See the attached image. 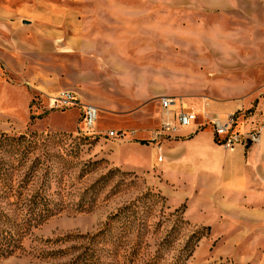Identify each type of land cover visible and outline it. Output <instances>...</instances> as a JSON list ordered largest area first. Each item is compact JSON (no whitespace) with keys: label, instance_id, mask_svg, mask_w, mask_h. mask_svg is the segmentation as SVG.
Instances as JSON below:
<instances>
[{"label":"rangeland","instance_id":"374dc122","mask_svg":"<svg viewBox=\"0 0 264 264\" xmlns=\"http://www.w3.org/2000/svg\"><path fill=\"white\" fill-rule=\"evenodd\" d=\"M0 10L19 13L37 32L36 54L0 60V137L24 136L29 144L26 151L0 152V223L19 227L16 233L29 224L19 233L22 250L0 264H66L88 244L75 236L98 232L117 212L126 216L114 225L126 232L127 246L110 259L97 252L102 260L144 264L166 239V264L195 231L209 227L189 264H264V0H0ZM62 32L146 38L127 56L128 76H115L121 94L110 93L111 105L98 108L94 131L87 130L82 107L52 101L66 92L81 104L86 94L106 96L102 85L85 93L73 86L90 66L78 54L64 56ZM120 71L112 67L113 74ZM157 87L162 94L142 108L127 98ZM234 90L255 94L234 114L236 131L259 137L241 144L260 148L254 190L237 197L216 190L189 209V199L180 196L174 206L156 178L126 166H149L155 136L150 140L145 130L160 129V98L195 108L193 95L214 99ZM110 131L125 139L110 138ZM183 208L184 223L176 222L171 213ZM135 244L139 253L130 261Z\"/></svg>","mask_w":264,"mask_h":264},{"label":"crops","instance_id":"0c3cea01","mask_svg":"<svg viewBox=\"0 0 264 264\" xmlns=\"http://www.w3.org/2000/svg\"><path fill=\"white\" fill-rule=\"evenodd\" d=\"M36 33L23 24L19 13L10 14L0 10V60L5 61L7 54H36ZM61 39L65 57L71 53L78 54L90 66L86 68L89 73L73 86H82L84 90H80L85 93L89 92V87L96 89L102 85L101 89L106 94L104 98L86 94L87 100L82 101L81 96L80 101L104 109L105 105H111L110 93L121 94L117 90L115 76L124 79L128 76L126 69L133 63L129 58L127 60V56L136 46H144L146 38L143 32H62ZM112 67L120 68L121 71L113 74ZM67 78L70 80L69 75ZM162 92L159 87L146 88L127 97L126 92L122 91L121 99L127 97L133 105L138 104L142 108ZM243 95L234 90L214 99L191 96L199 120L190 128L177 130L170 138L150 143L152 156L148 167L137 164L126 166L146 172L151 180L156 178L155 185L174 206L181 203L180 196L184 198L182 200L189 199V209L198 205L197 199H204L216 190L235 197L241 191L254 190L255 173L261 165L260 148L256 146L248 149L241 144L226 148L217 143L211 130L202 129L205 114L219 117L233 115L245 108L255 94L248 98ZM145 132L152 136L150 140L156 134V131ZM159 157H162L161 162L158 161Z\"/></svg>","mask_w":264,"mask_h":264},{"label":"trees","instance_id":"16d2710c","mask_svg":"<svg viewBox=\"0 0 264 264\" xmlns=\"http://www.w3.org/2000/svg\"><path fill=\"white\" fill-rule=\"evenodd\" d=\"M27 139L24 136L19 137H9L3 136L0 137V152H18L23 148L26 151V146L28 147ZM26 143V145H24ZM25 151L23 153H25ZM1 160V159H0ZM184 208L176 209L171 216L175 217L176 222L184 223L183 220ZM2 215L0 214V219ZM122 217H126L122 212H117L112 215L108 221L98 230V232L92 235H76L78 239L88 240V244L85 245L83 251H79L73 258L66 264H115L112 260H102L99 255L106 256L107 258L114 257L116 254V249L120 247V245H126L124 243V235L126 232H120L118 227L114 224L119 222ZM4 223V220H3ZM6 224L0 223V258H6L13 256L22 250V246L20 243L19 233H23L27 231V226L29 224H25L24 228H20L21 232H13L16 231L19 227H6ZM176 227L174 226L173 229ZM122 231V230H121ZM141 228L139 232H141ZM210 228L205 227L203 229H199L195 231L188 239V241L183 245L181 250L172 257L171 261L166 264H189V260L193 255L194 249L197 246V243L209 234ZM72 235L67 236L66 238H70ZM121 240V241H120ZM123 241V242H122ZM127 242V241H126ZM117 246V247H116ZM167 240L163 239L162 243L159 245L157 251L153 255L152 258L148 259V261L144 262V264H162L163 263V252L166 249ZM77 247V246H75ZM74 247V248H75ZM82 247V246H80ZM123 249V248H121ZM130 261L137 257L139 253V246L135 244L133 247H130ZM97 252L99 255H97ZM60 253V251L58 252ZM66 253V250L62 251V255ZM218 264H235L230 260L222 261Z\"/></svg>","mask_w":264,"mask_h":264},{"label":"built area","instance_id":"2783aa9c","mask_svg":"<svg viewBox=\"0 0 264 264\" xmlns=\"http://www.w3.org/2000/svg\"><path fill=\"white\" fill-rule=\"evenodd\" d=\"M52 101L58 107L62 108L70 106L82 107L84 109L83 120L87 130H95L99 112L98 108L91 105L81 104L79 100L69 92L60 94ZM159 105L161 109V125L159 131L156 132L153 142L171 137L177 130L190 128L197 121L196 111L192 107L184 104L180 99L174 97H162L159 100ZM235 125L236 120L234 114L226 117L205 114L202 129L209 128L213 132L217 143L226 148L258 141V136L254 134H246L236 131ZM131 134L132 136L135 135V133ZM108 135L110 138L118 141H123L125 139V133L123 132L110 131ZM158 161L161 162L162 157H159Z\"/></svg>","mask_w":264,"mask_h":264}]
</instances>
